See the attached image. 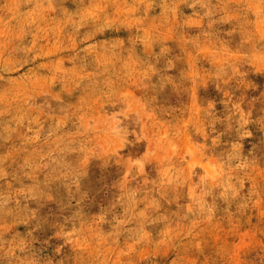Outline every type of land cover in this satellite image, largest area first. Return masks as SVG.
<instances>
[{
  "label": "rangeland",
  "instance_id": "374dc122",
  "mask_svg": "<svg viewBox=\"0 0 264 264\" xmlns=\"http://www.w3.org/2000/svg\"><path fill=\"white\" fill-rule=\"evenodd\" d=\"M0 264H264V0H0Z\"/></svg>",
  "mask_w": 264,
  "mask_h": 264
}]
</instances>
